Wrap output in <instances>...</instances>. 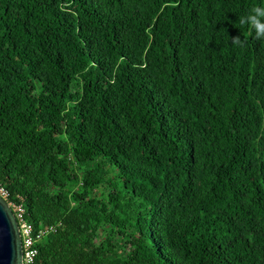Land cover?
I'll use <instances>...</instances> for the list:
<instances>
[{
  "label": "trees",
  "instance_id": "trees-1",
  "mask_svg": "<svg viewBox=\"0 0 264 264\" xmlns=\"http://www.w3.org/2000/svg\"><path fill=\"white\" fill-rule=\"evenodd\" d=\"M259 4L0 0V182L50 230L31 264H264Z\"/></svg>",
  "mask_w": 264,
  "mask_h": 264
},
{
  "label": "water",
  "instance_id": "water-1",
  "mask_svg": "<svg viewBox=\"0 0 264 264\" xmlns=\"http://www.w3.org/2000/svg\"><path fill=\"white\" fill-rule=\"evenodd\" d=\"M18 220L8 202L0 196V264H25Z\"/></svg>",
  "mask_w": 264,
  "mask_h": 264
},
{
  "label": "built area",
  "instance_id": "built-area-1",
  "mask_svg": "<svg viewBox=\"0 0 264 264\" xmlns=\"http://www.w3.org/2000/svg\"><path fill=\"white\" fill-rule=\"evenodd\" d=\"M0 196L5 199L14 211V214L18 220L24 250V263L31 264L34 262L35 257L38 254V249L35 244L40 241L50 230L36 231L33 225L26 220V209L22 203L13 200L9 189L0 182Z\"/></svg>",
  "mask_w": 264,
  "mask_h": 264
},
{
  "label": "clouds",
  "instance_id": "clouds-1",
  "mask_svg": "<svg viewBox=\"0 0 264 264\" xmlns=\"http://www.w3.org/2000/svg\"><path fill=\"white\" fill-rule=\"evenodd\" d=\"M238 23L241 26H247L251 32H254V38L258 41H264V4L253 5L245 15L239 16ZM231 43L243 47L245 39L239 35L232 38Z\"/></svg>",
  "mask_w": 264,
  "mask_h": 264
}]
</instances>
